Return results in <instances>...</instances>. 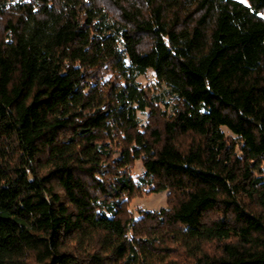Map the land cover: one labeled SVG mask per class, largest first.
Instances as JSON below:
<instances>
[{
	"label": "trees",
	"instance_id": "obj_1",
	"mask_svg": "<svg viewBox=\"0 0 264 264\" xmlns=\"http://www.w3.org/2000/svg\"><path fill=\"white\" fill-rule=\"evenodd\" d=\"M262 12L0 0V264H264Z\"/></svg>",
	"mask_w": 264,
	"mask_h": 264
},
{
	"label": "rangeland",
	"instance_id": "obj_2",
	"mask_svg": "<svg viewBox=\"0 0 264 264\" xmlns=\"http://www.w3.org/2000/svg\"><path fill=\"white\" fill-rule=\"evenodd\" d=\"M241 2L246 3V0H239ZM261 15L264 17V12L261 13ZM154 80V75L152 71L148 70V73L144 76H140L138 78V81L141 85H147L150 81ZM142 122H146L148 119V116L141 115ZM143 166L141 159H136L135 162L132 163V165L129 168V172L134 180L137 179L138 176H140L143 172ZM167 191L166 192H150L147 188L141 189V191L138 192L137 195H135L133 198H131L128 202V212L131 216L134 218H138L139 213L141 212H153L157 211L163 207L167 206ZM183 257V256H182ZM184 258V257H183ZM174 261L177 260H183L179 258H173ZM183 263V262H182ZM185 264V263H183Z\"/></svg>",
	"mask_w": 264,
	"mask_h": 264
}]
</instances>
